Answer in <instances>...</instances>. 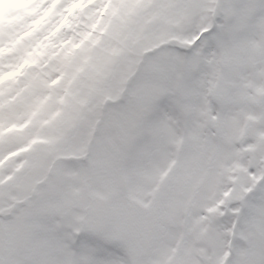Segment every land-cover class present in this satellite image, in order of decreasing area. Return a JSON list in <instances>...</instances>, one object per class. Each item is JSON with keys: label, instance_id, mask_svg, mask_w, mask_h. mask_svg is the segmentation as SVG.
I'll return each instance as SVG.
<instances>
[{"label": "rangeland", "instance_id": "obj_1", "mask_svg": "<svg viewBox=\"0 0 264 264\" xmlns=\"http://www.w3.org/2000/svg\"><path fill=\"white\" fill-rule=\"evenodd\" d=\"M0 264H264V0H0Z\"/></svg>", "mask_w": 264, "mask_h": 264}, {"label": "flooded vegetation", "instance_id": "obj_2", "mask_svg": "<svg viewBox=\"0 0 264 264\" xmlns=\"http://www.w3.org/2000/svg\"><path fill=\"white\" fill-rule=\"evenodd\" d=\"M223 11H222V13H223ZM211 25L212 26H210V27L204 26L202 28V31L203 32H206L208 34L209 32H212V31H214L217 28V26H216L217 24L215 22H213ZM172 39L175 40L176 38L174 39V37H172ZM178 46H179V48L180 47H184V46H180V45H178ZM221 56H224V53L223 52L219 55V57H221ZM230 61L231 60H229V63L226 64L225 61H224V57H223L221 64L218 65V67H217V70H216V73H215V81H214V83L212 85V88L214 87L213 89H214V91H216V94L218 96H222V94L224 93V98L228 95V92L229 91L231 92L232 90H234L235 85H236V84H234V80L228 79V77L230 75H233L234 76L233 70H232V62H230ZM228 65H230V67H228ZM227 83H228V86H226ZM236 83H238V82L236 81ZM248 88H249L250 91H253L254 87H252L251 82L248 83ZM218 108H219V106H218ZM220 108H221V112H219V110H218L216 112V114H214V116L217 117L219 115L218 119H220L221 122L223 121L224 123L229 124V122L227 121L228 118L224 115L225 105H222L221 104ZM207 118H211V114H209L206 117V119ZM242 129H244L247 132V131L250 130V127H248V128H242ZM208 130H210V129H208ZM27 193H28V191L26 190L24 194H27ZM32 193H33V191L32 192H29V195H33ZM150 203L151 204H154L156 202L155 201H151ZM155 206L158 208L159 207V204H157ZM136 210L138 211L139 214L137 213V215H136V212H135V214H134L135 217H136L135 219L133 218L134 216H132L133 213L131 214V216H129V215L126 216L125 220H126V223L128 225H133V223L136 222L137 220L144 221V223H145V218H143L144 217L143 211L145 210V208L141 205V208L139 207ZM122 212L124 213V211H122ZM130 218H132L131 221L129 220ZM128 242H130V239L127 238V243Z\"/></svg>", "mask_w": 264, "mask_h": 264}, {"label": "trees", "instance_id": "obj_3", "mask_svg": "<svg viewBox=\"0 0 264 264\" xmlns=\"http://www.w3.org/2000/svg\"><path fill=\"white\" fill-rule=\"evenodd\" d=\"M124 232H125V234H130L132 231H130V229L129 228H124ZM118 235H119V237H121L122 236V233L121 232H118L117 233ZM146 235V234H145ZM129 236V235H128ZM127 236V237H128ZM145 237V236H144ZM146 238V237H145ZM128 239H129V237H128ZM131 240V239H130Z\"/></svg>", "mask_w": 264, "mask_h": 264}, {"label": "snow or ice", "instance_id": "obj_4", "mask_svg": "<svg viewBox=\"0 0 264 264\" xmlns=\"http://www.w3.org/2000/svg\"><path fill=\"white\" fill-rule=\"evenodd\" d=\"M53 84L56 83V81H52ZM43 104V101L40 102V105H37V110H39L40 106ZM33 115H35V112H33Z\"/></svg>", "mask_w": 264, "mask_h": 264}]
</instances>
